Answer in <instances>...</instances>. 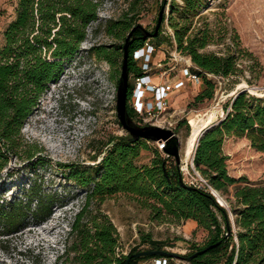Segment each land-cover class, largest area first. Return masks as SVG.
I'll use <instances>...</instances> for the list:
<instances>
[{"label":"trees","instance_id":"obj_1","mask_svg":"<svg viewBox=\"0 0 264 264\" xmlns=\"http://www.w3.org/2000/svg\"><path fill=\"white\" fill-rule=\"evenodd\" d=\"M202 2L172 0L169 18L177 52L192 62V72L205 84L204 90L195 98L196 102L214 97L216 83L208 75L230 79L242 72L231 48L224 55L205 51L213 41L212 30L208 25L194 27ZM98 9L95 0L18 1L16 17L4 32V45H0V172L7 165L9 155L25 153L27 159L32 160L42 151L32 146L24 149V124L48 85L62 75L64 63L78 52L89 26L98 19ZM134 28L137 29L129 41L127 108L131 120L142 126L143 120L131 103L136 79L149 72L147 67L139 64L140 60L135 59V52L145 48L151 38L155 49L161 47L163 40L161 27L156 36V28L149 32V37L146 29L131 27L122 21L111 23L107 30L110 35L130 30L129 35ZM128 35L120 47L121 63L117 54L105 49L97 51L99 57L118 71V77H112L117 91ZM231 137L246 138L253 149L264 153V95L238 92L225 105V117L209 127L198 143L194 159L196 170L225 198L228 208L221 206L205 189L182 186L176 158L155 146H151L154 153L151 164L140 165L138 160L142 151L149 150L153 141H135L131 135L110 136L98 152L103 157L96 168L81 170L67 166L69 176L86 189L87 194L84 206L71 224L65 251L56 264H126L132 254L142 252L137 248L127 255L119 251L118 230L101 210V205L117 194L128 195L142 208L150 210L152 220L172 224L193 220L206 230L209 233L207 244L196 246L183 256L185 260L182 261L188 264H264V185L254 184L245 176L235 178L230 175L229 156L224 152V145ZM54 203V194L43 192L37 184L14 202L0 197L2 236L20 233L28 227L30 216L37 222L45 221L51 216ZM143 243L152 246L149 250H164L167 246L152 241L150 236H146ZM214 245L191 262L186 260ZM155 258L163 257L133 258L130 264ZM33 262L39 263V260L34 257Z\"/></svg>","mask_w":264,"mask_h":264},{"label":"rangeland","instance_id":"obj_2","mask_svg":"<svg viewBox=\"0 0 264 264\" xmlns=\"http://www.w3.org/2000/svg\"><path fill=\"white\" fill-rule=\"evenodd\" d=\"M18 1L0 0L1 46L5 43V30L16 17ZM95 1L99 4L98 19L91 23L78 52L64 63L62 75L48 85L24 124V149L32 146L42 151L32 160H28L25 153L11 154L0 172V197L14 202L37 184L43 192L55 196L51 216L41 222L30 216L28 227L12 236L3 237L0 229V264H56L65 251L71 224L84 206L87 194V190L69 176L67 166L81 170L96 168L103 157L98 152L110 136L130 135L118 118L117 84L112 80L113 76L118 77V71L97 55L98 50L105 49L117 54L121 63L120 47L130 30L110 35L107 30L110 24L122 21L131 27L142 26L153 32L164 8L163 44L152 55L148 82L156 86L172 84L182 78L183 68L187 65L186 58L177 52L173 43L174 31L169 25L172 0ZM205 25L212 30L213 37L205 51L224 55L231 48L242 72L230 79L209 77L216 83V91L212 99L202 102H196L195 98L204 90L203 81L187 83L184 89L168 97L167 111L151 121L179 136L181 165L189 168V173L183 174L185 180L190 176L197 177V173L201 175L195 165L192 166V160L188 165L186 155L194 125L212 114L214 120L209 126L218 123L225 117V105L240 91L264 95V0H203L194 27ZM151 43L152 38L145 48ZM139 64L144 65V60L140 59ZM153 100L154 97L148 95L147 102L152 105ZM142 126L157 125L143 123ZM151 146L152 143L149 150L142 151L138 160L140 165L151 164L154 158ZM224 152L229 156L231 176H245L254 184L264 185V153L253 149L246 138H228ZM208 191L212 193L210 188ZM217 193L225 204L221 203L228 208L225 198ZM101 210L117 228L119 251L124 255L135 248L138 251L151 249L149 243H143L146 236L164 243L167 245L164 250L180 256L187 255L196 246L206 245L209 240V233L193 220L179 224L152 220L150 210L125 194L107 199ZM192 223L194 227L190 225ZM34 257L39 263L33 262Z\"/></svg>","mask_w":264,"mask_h":264},{"label":"built area","instance_id":"obj_3","mask_svg":"<svg viewBox=\"0 0 264 264\" xmlns=\"http://www.w3.org/2000/svg\"><path fill=\"white\" fill-rule=\"evenodd\" d=\"M146 47V46H145ZM148 48H143L135 52V59L144 60V67L149 70V64L151 62L152 55L156 50L152 45L147 46ZM181 55V54H180ZM144 58V59H143ZM187 60V59H186ZM193 64L190 60H187L186 67L183 68L182 78L177 79L172 84L163 83L161 85H154L148 80L151 78L150 75L140 77L136 79V89L133 95V108L138 113L139 117L142 118L144 124L157 125L153 124L151 121L157 117V115L163 114L168 109V97L175 91L182 90L186 87L189 82H201L202 79L195 73L192 72ZM211 77V75H208ZM148 95L154 97L153 104L147 102ZM166 128V127H165ZM153 146L159 149L161 152H165L167 147L166 141L153 142ZM194 160H192V166H194ZM195 169V168H194ZM188 171L189 168L184 169L182 167V173ZM197 177L190 176L185 181L188 185L196 187L199 189H205L208 191V188L213 191V187L209 182L199 173ZM151 264H188L182 260H175L174 262L170 261L167 257L155 258Z\"/></svg>","mask_w":264,"mask_h":264},{"label":"water","instance_id":"obj_4","mask_svg":"<svg viewBox=\"0 0 264 264\" xmlns=\"http://www.w3.org/2000/svg\"><path fill=\"white\" fill-rule=\"evenodd\" d=\"M164 12H165V9L163 8L161 13H160V16H159V20H158V24L156 26V32H155L154 36H156L158 34L159 29L163 23ZM140 27H142V26H140ZM136 29L137 28H134L132 30V32H130V34L128 35V37L126 39V43L124 45V60H123L122 75H121V81L119 84L118 99H117V111H118L119 121H120L122 127L128 132V134L131 135V137L135 141L140 140V139H145V140H149V141H153V142L166 141L167 147L165 149V152L169 155L174 156L177 160V166H178V169L180 171V184L182 186H185V187H192V186L188 185L183 178L182 165H181L182 164L181 141H180L179 136L173 130L162 128L159 126H138L131 120V118L128 115L127 104H128L129 59H130L129 41H130V39H131V37H132V35ZM147 36L148 37L151 36V33L148 32ZM209 127H211V126H208L207 128H205L203 130L201 136ZM201 136H200V138H201ZM200 138H199V140H200ZM199 140H198V143H199ZM198 143H197V146L195 148L193 160L195 159V154H196V150L198 147ZM212 194L217 198V196L214 194V192H212ZM217 200L221 206L226 207L225 205H223L219 201L218 198H217ZM231 219H232V222L234 223V216L232 213H231ZM230 232H231V230L229 229L228 233H227L228 236H229ZM215 246L216 245L211 246L207 249L198 251L197 253L193 254L192 256H189L186 260L188 262H191L195 257H197L198 255L204 254L206 251H208L209 249H211ZM147 256L171 257V258H176V259H180V260H185L183 258V256H180L176 253L169 252L167 250H148V251H142V252L132 254L130 256V258L127 260L126 264H130V262L133 258H141V257H147Z\"/></svg>","mask_w":264,"mask_h":264},{"label":"bare ground","instance_id":"obj_5","mask_svg":"<svg viewBox=\"0 0 264 264\" xmlns=\"http://www.w3.org/2000/svg\"><path fill=\"white\" fill-rule=\"evenodd\" d=\"M205 118L200 119L196 124L194 123L195 125H194V128H193V131H192L190 137L188 138L187 145H186V155H187L188 165H189L190 161L193 160V155H194V152H195V148L197 146L198 140H199L203 130L205 128H207L213 122L214 114H212L210 116H207V119H205ZM187 168H188V166L185 165L184 169H187ZM212 192H214V194L221 200V201L219 200L220 202H223L222 198H220V196L218 195L217 191H215L213 189Z\"/></svg>","mask_w":264,"mask_h":264},{"label":"crops","instance_id":"obj_6","mask_svg":"<svg viewBox=\"0 0 264 264\" xmlns=\"http://www.w3.org/2000/svg\"><path fill=\"white\" fill-rule=\"evenodd\" d=\"M192 222H194V223H196L195 221H192ZM194 223H192V224H190L192 227H194ZM145 263L144 264H151L152 262H153V259H150V260H146V261H144Z\"/></svg>","mask_w":264,"mask_h":264}]
</instances>
